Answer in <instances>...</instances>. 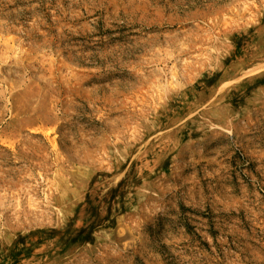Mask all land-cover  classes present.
<instances>
[{
  "label": "rangeland",
  "instance_id": "1",
  "mask_svg": "<svg viewBox=\"0 0 264 264\" xmlns=\"http://www.w3.org/2000/svg\"><path fill=\"white\" fill-rule=\"evenodd\" d=\"M0 264H264V0H0Z\"/></svg>",
  "mask_w": 264,
  "mask_h": 264
}]
</instances>
